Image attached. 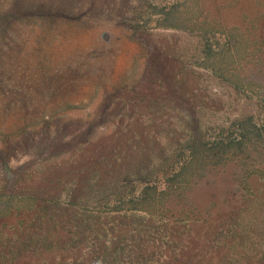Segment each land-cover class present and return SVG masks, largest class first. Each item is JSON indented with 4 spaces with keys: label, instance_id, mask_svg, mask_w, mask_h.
<instances>
[{
    "label": "rangeland",
    "instance_id": "374dc122",
    "mask_svg": "<svg viewBox=\"0 0 264 264\" xmlns=\"http://www.w3.org/2000/svg\"><path fill=\"white\" fill-rule=\"evenodd\" d=\"M18 1L0 0V264H264V161L178 176L188 136L264 127V0Z\"/></svg>",
    "mask_w": 264,
    "mask_h": 264
},
{
    "label": "trees",
    "instance_id": "16d2710c",
    "mask_svg": "<svg viewBox=\"0 0 264 264\" xmlns=\"http://www.w3.org/2000/svg\"><path fill=\"white\" fill-rule=\"evenodd\" d=\"M18 2H20L21 8H26L21 0ZM18 15L19 12H16L15 17H17ZM212 71L216 73V70L213 69ZM222 105H224V103H222L221 101V106ZM194 120L195 119H193L192 121ZM239 125L240 126L237 129H234L233 131L228 133L229 135H234L232 142L225 143L223 140L214 142L209 149H206V151L204 150L205 146L202 147L198 143L196 144V139L193 135L188 136L187 140L185 141L184 148H189L190 157L186 158V160L183 161L182 168L178 173V176L181 175L180 180L183 181V183L185 182L186 184L190 180V178H193L200 172L204 171L206 164L211 165L212 168L210 169H215L218 166H225L226 164H228L232 160L231 158L236 160L239 159L236 157H241L242 155H247L244 157L252 159L254 162L264 161V127L256 128L254 126H250V128L248 127V125H244L243 123H239ZM195 127L196 129L201 128L199 121L196 122ZM259 150L261 158L258 156H255V158L251 156V153H258ZM246 160L247 159L243 160V162H245ZM183 183L180 182V185L177 183V186H179L177 188V191H180V195H183V192L186 190L184 187L185 184ZM170 193L171 192L167 193V198ZM145 195L149 196L150 201H152L153 203L157 200L158 202H160V200L163 201L166 199L163 194L159 196L154 188L150 189L149 192H145ZM180 199L183 201V203L185 202L184 197H181ZM159 206H161V204H148L147 208L140 207L133 209L153 215L155 214V210Z\"/></svg>",
    "mask_w": 264,
    "mask_h": 264
}]
</instances>
